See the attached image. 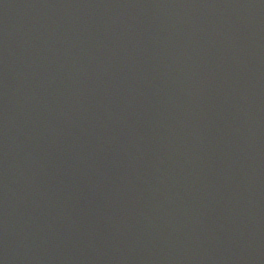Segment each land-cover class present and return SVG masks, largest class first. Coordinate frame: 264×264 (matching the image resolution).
<instances>
[{"label":"water","instance_id":"1","mask_svg":"<svg viewBox=\"0 0 264 264\" xmlns=\"http://www.w3.org/2000/svg\"><path fill=\"white\" fill-rule=\"evenodd\" d=\"M0 264H114L57 199L0 169Z\"/></svg>","mask_w":264,"mask_h":264}]
</instances>
